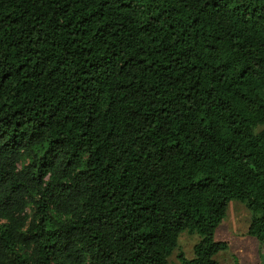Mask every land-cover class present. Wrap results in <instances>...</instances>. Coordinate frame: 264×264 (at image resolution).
Instances as JSON below:
<instances>
[{
  "label": "trees",
  "instance_id": "trees-1",
  "mask_svg": "<svg viewBox=\"0 0 264 264\" xmlns=\"http://www.w3.org/2000/svg\"><path fill=\"white\" fill-rule=\"evenodd\" d=\"M261 125L264 0H0V264H218L232 200L264 244Z\"/></svg>",
  "mask_w": 264,
  "mask_h": 264
},
{
  "label": "rangeland",
  "instance_id": "rangeland-1",
  "mask_svg": "<svg viewBox=\"0 0 264 264\" xmlns=\"http://www.w3.org/2000/svg\"><path fill=\"white\" fill-rule=\"evenodd\" d=\"M264 129L257 126L256 133ZM31 214V210L27 209ZM250 211L245 203L232 200L227 205L226 215L215 230L216 241H223L228 248L217 253L214 259L218 264H264V244L247 235L250 222ZM199 241L197 234L180 233L176 246L167 258L169 263H178V255L182 253L185 258L193 257V247Z\"/></svg>",
  "mask_w": 264,
  "mask_h": 264
}]
</instances>
